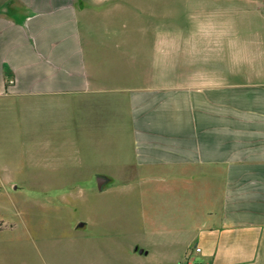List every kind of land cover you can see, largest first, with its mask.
Listing matches in <instances>:
<instances>
[{"label": "crops", "instance_id": "obj_1", "mask_svg": "<svg viewBox=\"0 0 264 264\" xmlns=\"http://www.w3.org/2000/svg\"><path fill=\"white\" fill-rule=\"evenodd\" d=\"M195 5V27L173 29L146 0H0V143L26 115L10 99L62 100L75 126L83 106L85 142L121 132L99 191L164 182L157 205L186 233L167 261L264 264V0ZM172 47L194 73L172 76Z\"/></svg>", "mask_w": 264, "mask_h": 264}, {"label": "rangeland", "instance_id": "obj_2", "mask_svg": "<svg viewBox=\"0 0 264 264\" xmlns=\"http://www.w3.org/2000/svg\"><path fill=\"white\" fill-rule=\"evenodd\" d=\"M146 1L157 12L165 5L174 14L173 29L195 27V0ZM187 9L188 23L181 20ZM178 49L172 47V76L194 73L179 67L189 63L181 62ZM25 100L8 101L9 108L27 110L22 123L12 118L0 143V264H185L163 256L179 254L183 246L173 241L186 237L180 213L157 205L165 200L164 182L134 179L99 191L91 181L93 168L107 166L105 153L117 158L120 130L109 121L101 134L106 144H97L96 136L95 142H85L83 106L77 110L82 122L75 126L66 102ZM42 109L45 115L39 116ZM128 151L124 142L121 156Z\"/></svg>", "mask_w": 264, "mask_h": 264}, {"label": "water", "instance_id": "obj_3", "mask_svg": "<svg viewBox=\"0 0 264 264\" xmlns=\"http://www.w3.org/2000/svg\"><path fill=\"white\" fill-rule=\"evenodd\" d=\"M103 183H104V181L102 179H99L98 180V187L102 188Z\"/></svg>", "mask_w": 264, "mask_h": 264}]
</instances>
